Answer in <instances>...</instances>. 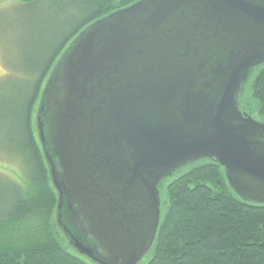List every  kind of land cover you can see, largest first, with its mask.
Here are the masks:
<instances>
[{
  "label": "water",
  "instance_id": "1",
  "mask_svg": "<svg viewBox=\"0 0 264 264\" xmlns=\"http://www.w3.org/2000/svg\"><path fill=\"white\" fill-rule=\"evenodd\" d=\"M263 63L264 0H138L73 40L37 122L80 255L138 264L160 225L158 185L197 160L264 204V121L239 102Z\"/></svg>",
  "mask_w": 264,
  "mask_h": 264
},
{
  "label": "trees",
  "instance_id": "2",
  "mask_svg": "<svg viewBox=\"0 0 264 264\" xmlns=\"http://www.w3.org/2000/svg\"><path fill=\"white\" fill-rule=\"evenodd\" d=\"M137 1H16L22 12H32L29 41L37 60L28 70L32 80L17 89L16 100L7 101L12 107L0 102V125L13 131L9 146L31 169L21 182L0 173V264H98L77 252L58 223L59 195L37 115L50 74L73 40L93 22ZM239 102L264 121V63L250 70ZM158 187L160 225L138 264H264V204L241 198L218 162L187 164ZM70 214L65 202V222Z\"/></svg>",
  "mask_w": 264,
  "mask_h": 264
},
{
  "label": "rangeland",
  "instance_id": "3",
  "mask_svg": "<svg viewBox=\"0 0 264 264\" xmlns=\"http://www.w3.org/2000/svg\"><path fill=\"white\" fill-rule=\"evenodd\" d=\"M16 1L0 0V102L7 108L12 107L7 101L16 100L17 89L32 80L28 70L37 60L29 41L32 12H22ZM9 134H13L10 127L0 125V173L21 182L30 173L31 165L17 148H10Z\"/></svg>",
  "mask_w": 264,
  "mask_h": 264
},
{
  "label": "flooded vegetation",
  "instance_id": "4",
  "mask_svg": "<svg viewBox=\"0 0 264 264\" xmlns=\"http://www.w3.org/2000/svg\"><path fill=\"white\" fill-rule=\"evenodd\" d=\"M191 164V163H190Z\"/></svg>",
  "mask_w": 264,
  "mask_h": 264
}]
</instances>
